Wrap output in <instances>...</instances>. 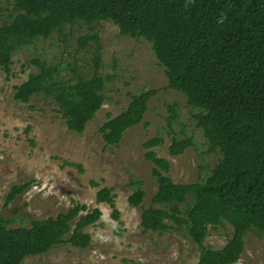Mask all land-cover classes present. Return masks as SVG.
<instances>
[{
    "label": "trees",
    "instance_id": "obj_1",
    "mask_svg": "<svg viewBox=\"0 0 264 264\" xmlns=\"http://www.w3.org/2000/svg\"><path fill=\"white\" fill-rule=\"evenodd\" d=\"M11 9H3L2 3ZM0 69L10 77L12 57L52 35L66 37V26L82 22L90 32L77 40V51L90 61L65 77L60 64L34 58L37 72L14 87L13 99L28 104L43 95L52 99L70 132L81 134L105 102L110 80L102 75L99 33L95 27L110 21L120 35L143 38L164 69L168 87L180 92L202 130L209 152L220 158L210 174L192 184L175 183L168 175L169 162L152 149L160 138L143 144L146 161L153 165L156 181L153 203L173 205L169 219L185 229L199 247L195 264H235L245 249L252 228L264 232V0H0ZM154 91L133 95L127 108L99 129L106 145H118L124 133L144 118ZM167 120L169 132L174 112ZM29 130V128H27ZM193 146L191 137L172 138L168 147L176 157ZM70 166H75L71 164ZM80 169L79 166H77ZM94 186V184L92 183ZM28 188L14 185L5 206ZM142 192L129 198L132 207L143 202ZM188 199H190L188 201ZM111 189L95 193V203L112 204ZM112 218L119 221V213ZM102 217L98 207L74 203L55 217L31 222L29 228H7L0 213V264H22L27 257L44 255L54 247L69 245L87 249L91 236L85 230ZM161 211L141 212L145 231L162 232ZM230 226L231 233L220 249L204 245L209 229ZM117 236L123 231L115 229Z\"/></svg>",
    "mask_w": 264,
    "mask_h": 264
},
{
    "label": "rangeland",
    "instance_id": "obj_2",
    "mask_svg": "<svg viewBox=\"0 0 264 264\" xmlns=\"http://www.w3.org/2000/svg\"><path fill=\"white\" fill-rule=\"evenodd\" d=\"M1 3L3 9H11ZM8 12L4 10L0 16V25L8 20ZM95 29L101 44V73L110 80L103 106L81 134L67 129L52 99L38 95L22 104L14 101L13 94L15 86L37 72L30 64L34 58L60 64L65 77L72 67L81 70L90 61L89 54L76 52L78 37L90 32L86 24L66 26V37L54 34L23 46L13 54L9 78L0 69V213L7 228H29L32 221L55 217L74 203L102 212L100 220L85 230L92 240L87 249L57 246L44 255L27 257L22 264H195L200 249L183 227L169 219L173 205L151 201L157 186L143 144L161 139V145L152 151L169 162L168 175L178 184L202 181L220 155L208 151L202 130L192 119L198 110L188 107L184 96L168 87L151 45L143 38L120 35L110 21L100 22ZM149 90L155 94L143 120L128 129L118 145H106L100 127L123 112L133 95ZM170 110L174 112L172 133L167 126ZM183 135L192 138L193 146L179 156H170L171 139ZM24 184L28 188L5 206L11 188ZM102 188L111 189L112 204L95 203V193ZM136 191L144 199L135 208L128 198ZM148 208L158 209L166 217L164 231L141 228V212ZM113 212L119 213V221L113 220ZM115 229L123 235L117 236ZM230 233L228 225L211 228L204 245L220 249ZM235 264H264V232L248 231L244 252Z\"/></svg>",
    "mask_w": 264,
    "mask_h": 264
}]
</instances>
